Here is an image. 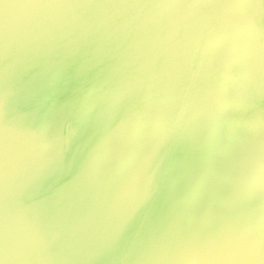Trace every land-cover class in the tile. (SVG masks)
I'll use <instances>...</instances> for the list:
<instances>
[{
    "label": "water",
    "instance_id": "95a60500",
    "mask_svg": "<svg viewBox=\"0 0 264 264\" xmlns=\"http://www.w3.org/2000/svg\"><path fill=\"white\" fill-rule=\"evenodd\" d=\"M0 261L264 264V0H0Z\"/></svg>",
    "mask_w": 264,
    "mask_h": 264
},
{
    "label": "snow or ice",
    "instance_id": "6c2138e0",
    "mask_svg": "<svg viewBox=\"0 0 264 264\" xmlns=\"http://www.w3.org/2000/svg\"><path fill=\"white\" fill-rule=\"evenodd\" d=\"M0 264H4V261H0Z\"/></svg>",
    "mask_w": 264,
    "mask_h": 264
}]
</instances>
